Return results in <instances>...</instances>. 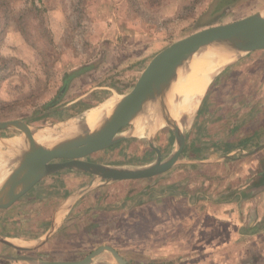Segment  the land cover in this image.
Instances as JSON below:
<instances>
[{"label": "rangeland", "instance_id": "1", "mask_svg": "<svg viewBox=\"0 0 264 264\" xmlns=\"http://www.w3.org/2000/svg\"><path fill=\"white\" fill-rule=\"evenodd\" d=\"M259 12H264V0H0V121L18 120L37 130L59 131L114 94L131 93L153 58L175 42L199 30L236 22ZM242 56L229 66L239 64L240 71H231L228 83L219 88L220 79H214L221 72L213 77L201 104L202 112H209L208 118L202 124L200 118V125L196 127L194 120L188 130L185 128L186 146L179 161L169 171L144 180V186H152L159 192L158 196L185 189L193 192L202 175L219 178L221 174L226 175L227 170L220 167L227 164L226 152L210 149L202 152L196 148L210 142L216 143V147L229 142L237 145L236 137L228 135L226 101L228 95L243 93V80L257 78L259 74L249 69L242 71ZM261 64L264 65V61H255L257 67ZM249 90L253 93V88ZM214 94L224 101L218 111L216 101L212 103ZM230 105L231 112L242 109L241 104H236L235 108ZM146 114L148 112L139 122ZM136 122L124 128V132L131 134ZM160 133L155 145L166 160L176 149V138L168 126ZM20 137L24 138L17 131H0V151L7 146L14 147ZM27 144L26 140L22 142V146ZM120 144L84 160L109 164V153L115 152ZM17 150L22 152L20 147ZM17 156L13 157L9 174ZM233 157L237 156L230 158ZM152 159L156 161V153ZM69 172L74 171H61L47 180ZM182 182L188 183L187 187L183 188ZM144 186H121L117 196L123 192L122 195L127 197ZM40 209H34V213L29 211L32 218ZM74 221L69 226H73V231L70 229L65 239H58L62 244L57 241L51 244V249L56 251L48 252L45 246L26 252L10 249L15 263L9 264H33L18 259L23 256L42 262L84 259L102 244L97 242L98 236L93 232L89 235L81 232L90 224L83 226L81 221ZM112 223L108 228L113 227ZM32 227L35 228L26 224V228ZM137 230L138 225L135 236ZM123 232L129 236L132 231L124 229ZM105 237L104 234L103 239ZM104 260L118 264L108 251L96 257L92 264H101Z\"/></svg>", "mask_w": 264, "mask_h": 264}, {"label": "crops", "instance_id": "2", "mask_svg": "<svg viewBox=\"0 0 264 264\" xmlns=\"http://www.w3.org/2000/svg\"><path fill=\"white\" fill-rule=\"evenodd\" d=\"M263 51L242 56V71H257L258 77L243 80V93L228 95L226 101L227 131L236 137L237 145L229 142L216 147L210 142L196 148L226 152L227 164L220 165L227 170L226 175H202L195 191H170L161 196L152 186H144L145 179L108 182L82 172L46 178L18 201L0 208V237L14 244L35 245L52 232L43 245L52 253L56 250L51 244L60 237L65 239L77 219L83 226L90 224L81 232L96 234L102 244L99 247L111 246L127 264H264V65H255L257 59L264 61ZM238 65L225 68L214 79H220L219 88L228 81L231 71H240ZM220 98L218 94L212 98L216 111L224 102ZM230 104L233 108L241 104L242 109L231 112ZM208 113L200 106L195 127L200 118L201 124L206 121ZM138 129L139 124L131 134L123 130L121 135L138 136ZM160 132L155 133V143ZM155 153L148 138H133L109 153V164L142 168L153 163ZM232 155L237 157L230 158ZM187 184L182 182L181 186ZM133 185L145 188L127 197L123 192L117 196L119 187ZM39 207L32 218L31 213ZM27 223L35 228H26ZM111 223L113 227L108 228ZM124 229L132 231L130 237L124 235ZM10 249L21 251L0 240V264L15 263ZM101 264L111 262L104 260Z\"/></svg>", "mask_w": 264, "mask_h": 264}, {"label": "water", "instance_id": "3", "mask_svg": "<svg viewBox=\"0 0 264 264\" xmlns=\"http://www.w3.org/2000/svg\"><path fill=\"white\" fill-rule=\"evenodd\" d=\"M214 49L238 52L239 57L264 50V12L229 24L199 30L161 51L149 63L123 103L85 136L41 142L36 139L37 129L25 122L0 121V131H17L28 142L21 147V153L17 152L15 167L0 190V208L18 201L38 183L61 171L89 173L108 182L148 179L169 171L179 161L186 146V130L177 122L173 107L174 80L195 57ZM153 109L166 120L167 126L175 134L176 149L169 158L163 159L160 148L155 145L153 134L146 138L157 152V159L145 167L125 168L84 160L126 140L140 138L129 134L121 135L122 130L135 121L136 128L143 115L146 112L152 113ZM58 160L64 161L56 162ZM51 233L32 247H18L1 237L0 240L18 250L33 251L43 246ZM106 251L114 256L118 264H127L111 246H101L79 261L42 262L25 256L18 259L33 264H92L96 257Z\"/></svg>", "mask_w": 264, "mask_h": 264}, {"label": "bare ground", "instance_id": "4", "mask_svg": "<svg viewBox=\"0 0 264 264\" xmlns=\"http://www.w3.org/2000/svg\"><path fill=\"white\" fill-rule=\"evenodd\" d=\"M240 53L233 51L211 50L201 56L195 57L188 66L184 67L173 83V107L180 127H191L195 114L200 108L204 95L209 91L213 77L225 68L232 65ZM126 99V95L114 94L104 103L92 110L82 113L77 121L63 127L59 131L37 130L36 139L45 142L49 139L62 140L69 137H80L89 134L103 120L108 118ZM153 115L146 114L139 122L137 135L145 138L162 131L167 127L166 120L155 109ZM184 120V124L182 123ZM24 138H18L14 147H6L0 151V190L9 176V167L13 157L17 155L18 147H22Z\"/></svg>", "mask_w": 264, "mask_h": 264}]
</instances>
